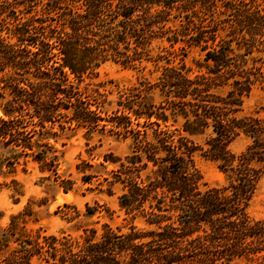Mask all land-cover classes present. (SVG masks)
I'll use <instances>...</instances> for the list:
<instances>
[{
	"label": "trees",
	"instance_id": "16d2710c",
	"mask_svg": "<svg viewBox=\"0 0 264 264\" xmlns=\"http://www.w3.org/2000/svg\"><path fill=\"white\" fill-rule=\"evenodd\" d=\"M255 1H226L234 10L231 26L249 25L251 34L264 35V14L255 16L250 10ZM212 2L0 0V71L4 72L0 82L9 94L5 116L0 118V137L23 148L32 149L28 138L34 130L24 127L34 118L33 124L41 127L45 122L53 125L61 114L60 105L73 106L74 119L80 123L104 118L89 107L74 80L95 73L108 58L130 62L153 39L166 36L174 44L192 26L196 34L184 40L200 44L206 50L205 59L213 61L208 74L193 76L183 68L166 66L156 82L141 81L133 91L122 94L123 109L105 119L120 134L131 135L135 147L129 164H123L127 189L120 205L132 220L141 214L156 228L145 230L131 224L123 231L122 226L105 222L101 231L86 228L82 240L53 234L43 235L42 240L39 235L27 237L2 264H31L33 256L48 264H217L264 252V217H251L247 211L264 177V115H260L264 104L254 112L241 113L245 97L256 81L264 82V75L244 69L245 59L232 55L230 41L221 38L215 43V22L210 29L197 23L200 12ZM173 9L178 12L175 17L185 18L179 28L167 26ZM26 13L32 15L22 20ZM47 20H57L59 25L45 24ZM208 31L212 32L209 36ZM168 32L172 34L165 35ZM244 41L248 46L242 57L253 46ZM155 87L162 94L158 104L136 92ZM43 89L50 90L47 99L41 96ZM142 117V125H156L152 138L141 127ZM180 117L182 126L170 128L169 119ZM209 128L204 148L191 136ZM239 137L247 143L236 153L230 144ZM198 150L218 163L227 184L201 188L202 176L194 158ZM148 168L146 178L141 177L140 171Z\"/></svg>",
	"mask_w": 264,
	"mask_h": 264
},
{
	"label": "rangeland",
	"instance_id": "374dc122",
	"mask_svg": "<svg viewBox=\"0 0 264 264\" xmlns=\"http://www.w3.org/2000/svg\"><path fill=\"white\" fill-rule=\"evenodd\" d=\"M226 1L214 0L213 5L202 10L196 17L197 23L210 29L215 22L218 25L215 43L221 38L230 41L232 55L241 54L239 60L245 59L243 68L260 70L253 75H264V35L251 34L249 25H236L237 28H233L231 24L234 23V10L228 8ZM250 10L256 12L255 16L264 14V0L253 2ZM177 14V9H173L167 26L181 27L185 18L175 17ZM31 15H22V20ZM44 23L59 25L57 20H47ZM195 31L190 26L188 34L179 35L182 40L174 44L166 36L157 37L143 49L140 57L127 63L108 58L100 63L95 73L74 80L89 102V107L104 117L97 122H77L72 113L73 106L67 109L60 105L61 114L56 116L53 125L45 122L41 127L38 123L33 124L37 121L34 118L31 124L24 127L26 131L34 129L28 138L32 143L31 150L0 137V264L27 237L36 238L39 235V240H42L43 235L53 234L82 240L86 235V228L96 227L101 231L105 222L113 227L122 226L123 231L128 230L131 224L145 230L156 228V225L149 224L147 217L141 214L132 220V215H127L120 205V196L127 189L123 181L126 178L123 164H129V157L134 154L135 147L131 135L120 134L119 129L105 119H109L116 110L123 109L120 101L125 99V95L123 97L122 94L133 91L141 81L156 82L166 66L183 68V71L192 76L208 74L213 61L205 59L206 50L194 43V40H184L189 38L188 35H195ZM171 34L172 32H168L165 35ZM206 34L209 36L212 32L208 31ZM15 40L16 38H12V41ZM244 40H248L253 46L252 51L243 58L242 54L248 46ZM208 42L212 43V40ZM9 69L7 68L8 73L11 72ZM3 74L0 71V76H4ZM23 76L32 78V75ZM263 85L264 82L256 81L250 94L245 97L241 113L254 112L264 104ZM49 92L50 90L43 89L41 96L47 99ZM136 92L146 95L149 102L158 104L162 100L158 87ZM0 93L4 95L0 98V118H4L3 107L9 94L3 88V82H0ZM125 110L127 111L126 108ZM260 113L264 115V109ZM144 120L145 117L140 118L141 127L152 138L156 125L146 127L142 125ZM183 121L181 117L177 121L170 118L168 123L170 128H174L181 127ZM133 126L136 127L135 121ZM161 127H164L163 122ZM210 132L209 128L205 133L192 135L191 138L206 148L205 141ZM246 143L245 138L239 137L230 144V148L239 153ZM194 158L201 172L202 189L227 184L226 174L216 161L202 155L201 150L194 154ZM149 172L150 168L143 169L140 175L146 178ZM247 211L251 217H264V177L260 180ZM263 255L264 252L259 257L256 255L217 264H260ZM31 264L48 263L33 256Z\"/></svg>",
	"mask_w": 264,
	"mask_h": 264
}]
</instances>
